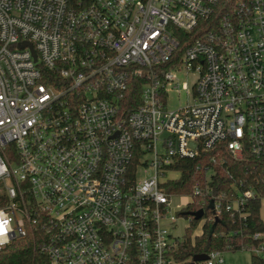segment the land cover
<instances>
[{"label":"built area","instance_id":"built-area-1","mask_svg":"<svg viewBox=\"0 0 264 264\" xmlns=\"http://www.w3.org/2000/svg\"><path fill=\"white\" fill-rule=\"evenodd\" d=\"M181 67L198 74L193 101L166 109L167 91L188 92ZM129 73L147 81L124 113ZM207 151L264 161V0H0V252L29 237L32 264H182L176 221L201 233L256 195L170 194L176 162ZM174 197L186 202L172 210Z\"/></svg>","mask_w":264,"mask_h":264},{"label":"trees","instance_id":"trees-1","mask_svg":"<svg viewBox=\"0 0 264 264\" xmlns=\"http://www.w3.org/2000/svg\"><path fill=\"white\" fill-rule=\"evenodd\" d=\"M191 35H198L193 31ZM180 46L172 61L156 66L159 71L166 70L178 61L183 48L187 43L180 40ZM146 78L134 73L128 74L127 86L118 92V106L127 113L140 104V92ZM215 152L207 151L195 159H179L174 167L179 176L166 182V190L170 194H188L194 185H208L214 195L223 193L229 197L235 189L242 186H251L256 190L255 197L248 199L242 208L244 217L231 211H221L213 221L204 223L200 234L190 237L197 221L192 220L190 227L184 234L183 241L175 251V259L182 264H191L192 257L212 250L220 252L249 249L250 246L262 245L261 254H252L250 264H264V221L260 217L261 200L264 198V161L250 160L244 157L235 160L226 152H221L220 159L210 161ZM136 158L132 163H136ZM199 165V167H198ZM206 167L211 168L209 179L206 178ZM5 201L4 194L0 193V205ZM200 198H196L187 212L199 209ZM255 233L259 234L254 238ZM32 239L29 237L17 239L5 246L0 252V264H32L35 257Z\"/></svg>","mask_w":264,"mask_h":264},{"label":"rangeland","instance_id":"rangeland-1","mask_svg":"<svg viewBox=\"0 0 264 264\" xmlns=\"http://www.w3.org/2000/svg\"><path fill=\"white\" fill-rule=\"evenodd\" d=\"M173 73L176 75L179 84H182V82H186L188 92L181 88H179V91H175L174 89L167 91V95L164 98L166 109H175L178 108L179 106H183L187 103H191L193 101L192 86L198 77V74L196 72H186V70L182 67L173 70ZM156 147L159 150L161 149L160 142L157 143ZM149 157L150 156L148 155L146 156V158ZM151 173H152L151 169H149L146 172L140 170L137 172L136 178L137 180H139L142 179L144 175H148ZM173 176H177V175L173 174ZM185 202H186L185 198L174 197L171 202L172 210L179 209ZM260 217L264 221V198L261 200ZM176 222H177V226L174 229V233H176L178 236L181 237L186 232L184 227L188 224V221L185 218H183V219H179ZM200 230L201 227L199 223L197 227L194 229L193 234L200 233ZM252 254H258V252L252 249L224 251L222 253L223 256L222 264H250V258Z\"/></svg>","mask_w":264,"mask_h":264},{"label":"water","instance_id":"water-1","mask_svg":"<svg viewBox=\"0 0 264 264\" xmlns=\"http://www.w3.org/2000/svg\"><path fill=\"white\" fill-rule=\"evenodd\" d=\"M26 44H27V43L22 42V43H20V46H24V45H26ZM28 46H29V48H30V49L32 50V52H33L32 46H31L30 44H28ZM33 54H34V53H33ZM201 215H202V211H201V210H198V211H196V212L193 213V216H194L195 219H199V218L201 217ZM204 259H206V255H205V254H197V255H194V256L192 257L191 264H192L193 262H200V261H202V260H204Z\"/></svg>","mask_w":264,"mask_h":264}]
</instances>
